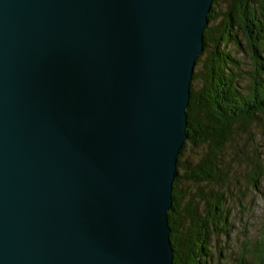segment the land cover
I'll use <instances>...</instances> for the list:
<instances>
[{"label": "water", "instance_id": "obj_1", "mask_svg": "<svg viewBox=\"0 0 264 264\" xmlns=\"http://www.w3.org/2000/svg\"><path fill=\"white\" fill-rule=\"evenodd\" d=\"M212 2L0 0V264H175Z\"/></svg>", "mask_w": 264, "mask_h": 264}, {"label": "trees", "instance_id": "obj_2", "mask_svg": "<svg viewBox=\"0 0 264 264\" xmlns=\"http://www.w3.org/2000/svg\"><path fill=\"white\" fill-rule=\"evenodd\" d=\"M216 1L203 30V49L195 60L194 108L187 111V138L172 187L168 222L175 264H225L231 256L223 251L231 243L233 224L221 184L235 170L230 160L237 164L241 160L229 155L228 148L235 145L236 127L256 121L264 127V0H231L222 6ZM239 27L244 30V44L235 30ZM230 45L248 52L249 69L241 68L243 62ZM240 70L248 78L245 85L239 80ZM187 146L194 150L190 158L183 156ZM258 153L253 151L254 156L243 163L244 176L254 187L264 178ZM183 182L192 189L182 190ZM253 240L243 241L233 264H264V222Z\"/></svg>", "mask_w": 264, "mask_h": 264}, {"label": "rangeland", "instance_id": "obj_3", "mask_svg": "<svg viewBox=\"0 0 264 264\" xmlns=\"http://www.w3.org/2000/svg\"><path fill=\"white\" fill-rule=\"evenodd\" d=\"M231 0H217V5L228 4ZM240 42L244 44V30L239 27L235 29ZM234 56L241 62V68L249 69L250 56L246 50L236 48L235 46L228 47ZM198 69V66L196 67ZM240 82L245 85L248 82V78L243 76V71L239 73ZM198 80H196V85ZM237 135L234 139L232 147L228 148L229 155H236L240 157L241 163L232 158L230 161L235 168L233 172L227 176L225 183L221 184V190L223 195L226 196V204L232 214V229L229 230L231 243L223 249V251L231 256H228L224 260L225 264H233L235 262L236 255H239L240 249L243 247L242 243L246 238L248 240H255V237L259 234L260 225L264 222V178L257 180V186H253L249 180L244 176L245 169L243 163L247 161V156H254L253 151H259L260 161L264 165V127L259 123L252 122L250 124L241 125L236 127ZM250 139L252 144H250ZM192 147L187 146L183 156H187L193 153ZM242 148V149H241ZM229 160V159H227ZM187 183L181 184V189L191 190V185L185 186ZM229 189V190H228ZM253 240V241H254ZM253 243V242H252ZM233 258V259H232ZM230 260V261H229ZM229 261V263H228Z\"/></svg>", "mask_w": 264, "mask_h": 264}]
</instances>
